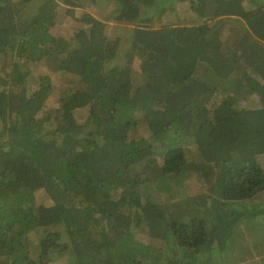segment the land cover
<instances>
[{
  "label": "trees",
  "instance_id": "16d2710c",
  "mask_svg": "<svg viewBox=\"0 0 264 264\" xmlns=\"http://www.w3.org/2000/svg\"><path fill=\"white\" fill-rule=\"evenodd\" d=\"M107 1L131 25L111 67L118 39L77 17L79 0H0V264H200L214 238L227 251L264 215L252 203L264 191V0ZM179 6L188 21L157 25ZM65 17L78 22L68 38L53 31ZM57 75L72 90L51 102ZM193 173H215L205 198L156 200Z\"/></svg>",
  "mask_w": 264,
  "mask_h": 264
},
{
  "label": "rangeland",
  "instance_id": "374dc122",
  "mask_svg": "<svg viewBox=\"0 0 264 264\" xmlns=\"http://www.w3.org/2000/svg\"><path fill=\"white\" fill-rule=\"evenodd\" d=\"M60 1V0H59ZM80 3H83L82 7L76 8V16L80 17L83 12L88 11L93 16H95L98 19L104 20L107 24L105 34H107L109 37H116L118 39V47H117V56L113 61L107 62L106 66L111 67L113 64H116L117 62H124L123 59V52L124 49L127 48V39H128V33L129 29L131 27L130 24H122L115 21L113 17V13L110 9V5L108 6L107 0H97L96 2H92L91 0H79ZM190 19V16L188 15L187 10L183 6H179L177 8V12H169L166 16L162 17L161 20L157 23V25H160L162 23H183L186 20L188 21ZM80 25V24H79ZM78 27V22H75L72 18L65 17L64 20L58 21L56 25L54 26V33L57 35H61L64 38H68L72 32ZM24 69L28 71H32L33 74L35 73H45L50 74L52 71L43 64H30ZM73 79V78H72ZM67 75H57L55 80L53 82L56 84V87L50 96V101L54 102L57 97L62 94L65 91L72 90L71 85L69 82L72 80ZM71 83V82H70ZM71 88V89H70ZM65 90V91H64ZM223 93L222 91H218L214 97V101L216 103H219L222 100ZM253 97V95H251ZM248 99V100H247ZM244 99L241 103L242 105H245L247 107L255 106L257 103V99L254 96L253 98H247ZM76 115L81 120L84 119L86 116V110H77ZM137 130L140 132L142 131V128L138 126ZM192 148V152L194 151V146L192 144L190 145ZM193 160H197L198 157L194 153V155L191 156ZM199 160V159H198ZM160 161V159H159ZM261 162L264 166V155L261 157ZM215 178V173L211 174L210 176L204 177L199 175L198 173H193L191 175H188L185 177V179L180 182L181 179H170L168 178L167 181L170 185L169 190L163 189L156 191L157 197L156 200L160 202L165 207L168 204L174 203L175 205H169L168 210H172L173 208L177 209H184V206H180L181 204H187L190 202L191 204H195L200 199L205 198V196L210 193L213 181ZM175 180V181H174ZM166 181V182H167ZM179 182V183H178ZM36 201L37 202H48L49 200L46 197L45 192L42 189H39L37 192H35ZM207 204H210V199H205ZM260 200L264 201V191L258 194V198H256L252 203H259ZM179 207H178V205ZM204 208V207H203ZM202 208V209H203ZM199 209V208H198ZM214 216L212 217V221H217V214L213 213ZM188 216V215H187ZM186 216V218H187ZM258 218V219H257ZM248 218H244L243 220H247ZM251 220V225L247 228L243 225V223L240 224L239 228V235L236 236V238H232L230 240L235 241L237 246H228L227 251L224 250L222 253H219V248L214 244V241L216 239L214 238L212 240L211 245L208 247L204 246L201 251L198 252V256L202 257L200 264H264V215H257V217L254 218V220ZM212 226V223L209 224ZM54 228V227H53ZM51 232H59L64 231L62 226H57L55 229H49ZM211 231V229H209ZM236 230V229H235ZM238 231V230H237ZM235 231V232H237ZM238 231V232H239ZM43 232V231H42ZM135 232V231H134ZM62 237L59 239V241L54 242L55 244V252L54 255H56L57 246L60 248V244L63 243L62 241H65V236L63 235V232L61 233ZM139 239L142 241L147 242V238L145 235L139 234L137 230V234H135ZM40 239L39 236H34L33 240L38 241ZM229 239L226 240V245L228 244ZM242 246L250 247V251H243ZM165 255H171L172 252L170 250H166ZM251 253V255H250ZM40 254V251L35 250L34 257H37ZM227 254V255H226ZM220 255L222 257H220ZM51 257V255L49 256ZM38 258V257H37ZM52 260L53 262H50L49 264H65V255H60L59 258H56L52 254ZM164 263V261H163ZM165 264V263H164Z\"/></svg>",
  "mask_w": 264,
  "mask_h": 264
}]
</instances>
